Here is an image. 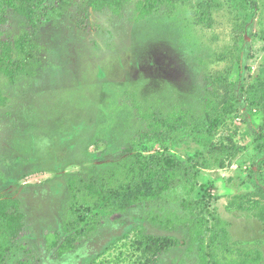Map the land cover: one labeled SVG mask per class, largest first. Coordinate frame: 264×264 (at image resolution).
<instances>
[{"label":"rangeland","instance_id":"1","mask_svg":"<svg viewBox=\"0 0 264 264\" xmlns=\"http://www.w3.org/2000/svg\"><path fill=\"white\" fill-rule=\"evenodd\" d=\"M49 4L37 30L12 14L0 30L5 42L30 35L35 45L13 82L0 75V201H18L25 225L9 243L0 212L8 264H241L243 251L262 252L264 264V0ZM226 102L224 118L216 109ZM214 148L224 167L210 162ZM162 156L172 183L160 198L128 191L106 206L85 187L107 193L164 177ZM183 200L198 213L203 247L186 228L150 219L183 216ZM221 227L224 248L211 244Z\"/></svg>","mask_w":264,"mask_h":264},{"label":"trees","instance_id":"2","mask_svg":"<svg viewBox=\"0 0 264 264\" xmlns=\"http://www.w3.org/2000/svg\"><path fill=\"white\" fill-rule=\"evenodd\" d=\"M50 1L51 0H0V2L4 4L0 7V30H2V27L5 23H8L7 18L5 17L6 14L18 15L23 17L27 27H29L31 30H37L38 23L44 17L42 15L39 16L38 12L40 9L43 12L47 9L53 8V6H50L49 4ZM6 9L9 12L3 13V11L5 12ZM1 35L2 33L0 32V75L8 77L10 81L13 82L18 77V75H20L24 71L29 63L35 59L34 40L30 35H23L11 40L12 42H5L2 40ZM1 100L5 99L0 94V101ZM233 107L234 106L232 104L226 102L223 109L220 110L219 108H217L216 111H222L221 116H224V118H226L232 114ZM138 116L140 119H147V122L151 123L152 125H154V123L156 122V118L153 115L146 114L145 116H143L140 110H138ZM223 120L224 119H221V122ZM210 123L211 116L210 113H207L203 118L202 124L208 125ZM214 123L217 124L218 122L212 121V125ZM147 135L148 134H146V136ZM258 149L261 151L264 150V136H262V139L258 143ZM125 153H129V151H125ZM222 156V149L214 148L211 150L210 162H213L214 164L219 162L221 163L220 165L224 167L221 158ZM212 158L214 161L212 160ZM157 161L159 162L160 169H164L165 171L164 177L160 175L161 173H158L160 176L159 179L153 180L156 173L154 175V173L151 172L150 175L147 174V177L143 175L138 182H130V184H128L127 186L124 185L121 188L119 186L115 189L112 188L109 190V192L106 191L107 193L103 192L99 187H97L96 182L85 184V187L90 190L91 195H99L101 198L100 200H104L106 206L112 204L113 201L117 200L118 198L126 197L128 191H130L129 195H131V197L135 201L154 200L160 198L162 192L168 189L172 183L171 172L169 171V168H171L172 165V160L168 157L162 156L158 157ZM103 181H107V178L104 176L101 179L102 185L104 186L105 184ZM149 181L151 182V184H153L154 191L149 188ZM145 186H147L148 188H145ZM180 205L181 210L184 214L183 216H178L175 219H170L166 218L165 216H158L153 214L150 216V219L158 224L164 225L166 230L172 231L174 229H179V227L186 228L191 235H194V240H196L197 243L203 247L205 245L206 238L204 232L199 229L201 222L199 220L198 213L195 214V212H191L193 206L192 202H184L183 200L182 202H180ZM19 210L20 204L18 201H13L12 203L7 200L0 201V212L3 213L6 219L9 221L10 237L7 238L10 240L9 243H12V241H17L16 239L23 232L25 226L22 218L23 216H21V214L18 212ZM10 211L12 212L8 217V213ZM201 212L208 215L211 214L208 206L201 209ZM216 219L218 226L223 223L219 218ZM84 221L85 218L82 217L81 222ZM262 221L264 222V217L262 218ZM76 227H78V224L75 225V228ZM224 229H222V227L221 229L219 228L214 236H212V245L218 243L222 248L226 247L227 242L230 240V235L228 231ZM58 235L59 234L56 233L57 239ZM155 239L157 238L155 237L154 240ZM48 242L50 248H56L59 245L58 240L51 242V240L48 238ZM171 243L172 242L167 239L165 242H163L162 246L166 248V246L168 247ZM10 248L12 249V247H9V244H5L1 241L0 264H8L9 256L7 255V251L10 250ZM242 253L246 256V258L243 262H241V264H260L262 262V252L253 254L249 251H243ZM213 260V264H220L218 261H216L215 258Z\"/></svg>","mask_w":264,"mask_h":264}]
</instances>
